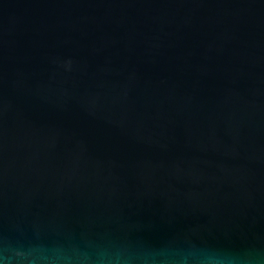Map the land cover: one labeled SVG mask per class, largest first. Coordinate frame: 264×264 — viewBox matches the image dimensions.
<instances>
[{
	"label": "water",
	"instance_id": "95a60500",
	"mask_svg": "<svg viewBox=\"0 0 264 264\" xmlns=\"http://www.w3.org/2000/svg\"><path fill=\"white\" fill-rule=\"evenodd\" d=\"M0 264H264V0H0Z\"/></svg>",
	"mask_w": 264,
	"mask_h": 264
}]
</instances>
